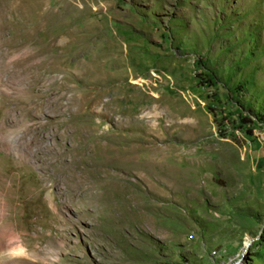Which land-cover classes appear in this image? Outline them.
<instances>
[{"label":"rangeland","instance_id":"rangeland-1","mask_svg":"<svg viewBox=\"0 0 264 264\" xmlns=\"http://www.w3.org/2000/svg\"><path fill=\"white\" fill-rule=\"evenodd\" d=\"M56 256L264 264V0H0V264Z\"/></svg>","mask_w":264,"mask_h":264},{"label":"clouds","instance_id":"clouds-1","mask_svg":"<svg viewBox=\"0 0 264 264\" xmlns=\"http://www.w3.org/2000/svg\"><path fill=\"white\" fill-rule=\"evenodd\" d=\"M6 251L11 259H16V258L30 259L31 258L29 250L26 247H24L22 244H14L11 248H8ZM54 260L58 264L59 257L58 256L54 257Z\"/></svg>","mask_w":264,"mask_h":264},{"label":"bare ground","instance_id":"bare-ground-1","mask_svg":"<svg viewBox=\"0 0 264 264\" xmlns=\"http://www.w3.org/2000/svg\"><path fill=\"white\" fill-rule=\"evenodd\" d=\"M248 245H249V243L246 244V246H248Z\"/></svg>","mask_w":264,"mask_h":264}]
</instances>
